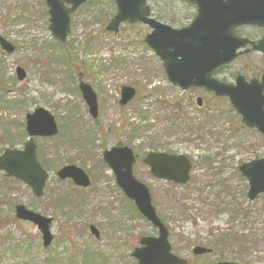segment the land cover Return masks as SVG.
<instances>
[{
    "label": "rangeland",
    "instance_id": "rangeland-1",
    "mask_svg": "<svg viewBox=\"0 0 264 264\" xmlns=\"http://www.w3.org/2000/svg\"><path fill=\"white\" fill-rule=\"evenodd\" d=\"M148 5L153 18L175 29L194 16L179 0ZM115 12L113 0H87L70 16L61 44L48 30L44 0H0V35L16 46L11 55L0 50V154L9 147L22 149L25 114L38 107L53 115L59 129L55 138L35 139L38 160L49 175L42 198L0 172V264H136L130 252L140 238L156 237L157 230L102 162L103 150L114 146H126L137 157L133 175L149 189L175 256L188 264H264V196L248 201V184L238 172L241 164L264 158V136L244 127L227 100L171 85L143 42L150 32L146 26L121 24L116 34L106 32ZM236 34L258 39L264 29L241 27ZM67 56L75 63L85 60L87 71L69 68ZM17 67L26 72L22 82L16 80ZM79 73L96 94L97 120L88 115L78 90ZM263 73L264 56L254 53L213 77L232 84L237 74L249 80ZM122 86L137 92L124 107L118 105ZM151 151L187 157L188 182L174 185L152 177L141 162ZM67 164L83 169L91 188L58 180L56 170ZM16 205L52 219L48 247L34 225L15 218ZM195 246L212 253L195 257Z\"/></svg>",
    "mask_w": 264,
    "mask_h": 264
},
{
    "label": "water",
    "instance_id": "water-1",
    "mask_svg": "<svg viewBox=\"0 0 264 264\" xmlns=\"http://www.w3.org/2000/svg\"><path fill=\"white\" fill-rule=\"evenodd\" d=\"M86 1L45 0L50 17L48 29L56 40L65 42L69 33L70 14ZM185 1L196 5L198 12L188 27L177 30L148 18L147 0H114L117 11L106 31L117 33L119 25L125 22L147 25L151 33L146 35L144 42L161 60L171 84L182 90L204 88L207 92H213L216 97L227 98L232 108L241 116L245 127L254 128L264 135V75L259 81L252 79L249 82L238 75L234 85L218 82L211 77L214 70L230 64L239 55L250 52L264 54V37L253 42L239 38L234 33L235 29L242 25L264 27V0ZM66 5L70 7L67 8ZM247 45L250 46L249 49H245ZM0 49L6 54H12L15 46L0 36ZM15 74L20 82L26 77L21 67L16 68ZM79 90L89 115L96 119L97 102L94 92L82 82L79 84ZM134 96L133 88L122 87L119 105L125 106ZM196 103L201 106L202 99L197 98ZM25 131L29 140L22 150H6L0 155V172L7 178L22 182L31 189L36 198H40L48 175L37 160L34 138L56 136L57 125L50 113L37 108L26 115ZM103 161L112 171L118 188L158 230L157 238H142L140 247L133 250L131 257L137 264H186L185 260L171 253L167 230L151 205L149 191L132 175L135 162L133 152L127 147H113L103 153ZM143 163L157 179L182 185L188 181L190 163L184 156L151 152L146 155ZM238 170L248 183V201H253L260 194L264 195V158L244 163ZM56 177L61 181L71 180L77 187L90 186L86 173L76 166L60 168ZM15 216L18 220L36 225L42 234L43 246L50 245V218L38 215L22 205L15 207ZM89 230L96 239L99 238L95 227L90 226ZM191 252L193 256H201L211 253V250L197 246Z\"/></svg>",
    "mask_w": 264,
    "mask_h": 264
},
{
    "label": "trees",
    "instance_id": "trees-1",
    "mask_svg": "<svg viewBox=\"0 0 264 264\" xmlns=\"http://www.w3.org/2000/svg\"><path fill=\"white\" fill-rule=\"evenodd\" d=\"M67 62H68V67L71 68L72 70H80L82 72H86L87 71V65H86V61L85 60H81L80 62L78 61L77 63H75L70 56H67Z\"/></svg>",
    "mask_w": 264,
    "mask_h": 264
},
{
    "label": "flooded vegetation",
    "instance_id": "flooded-vegetation-1",
    "mask_svg": "<svg viewBox=\"0 0 264 264\" xmlns=\"http://www.w3.org/2000/svg\"><path fill=\"white\" fill-rule=\"evenodd\" d=\"M194 11H196L195 7H191ZM264 35V34H263Z\"/></svg>",
    "mask_w": 264,
    "mask_h": 264
}]
</instances>
